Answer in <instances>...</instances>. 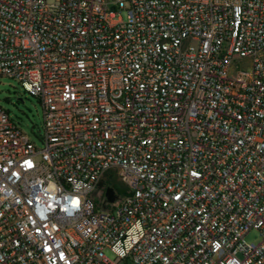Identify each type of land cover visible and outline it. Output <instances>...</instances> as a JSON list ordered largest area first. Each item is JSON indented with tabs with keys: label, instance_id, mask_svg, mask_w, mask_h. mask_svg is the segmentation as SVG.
<instances>
[{
	"label": "built area",
	"instance_id": "built-area-1",
	"mask_svg": "<svg viewBox=\"0 0 264 264\" xmlns=\"http://www.w3.org/2000/svg\"><path fill=\"white\" fill-rule=\"evenodd\" d=\"M0 76V264H264V0H0Z\"/></svg>",
	"mask_w": 264,
	"mask_h": 264
},
{
	"label": "rangeland",
	"instance_id": "rangeland-1",
	"mask_svg": "<svg viewBox=\"0 0 264 264\" xmlns=\"http://www.w3.org/2000/svg\"><path fill=\"white\" fill-rule=\"evenodd\" d=\"M0 107L6 109L23 133L41 147L43 109L38 98L26 93L17 80L0 76ZM245 240L258 244L262 236L257 230H252ZM105 253L111 259L115 257L109 250Z\"/></svg>",
	"mask_w": 264,
	"mask_h": 264
},
{
	"label": "trees",
	"instance_id": "trees-1",
	"mask_svg": "<svg viewBox=\"0 0 264 264\" xmlns=\"http://www.w3.org/2000/svg\"><path fill=\"white\" fill-rule=\"evenodd\" d=\"M102 185H108L116 188L119 186V183L116 181L115 178L107 177L102 181Z\"/></svg>",
	"mask_w": 264,
	"mask_h": 264
},
{
	"label": "water",
	"instance_id": "water-1",
	"mask_svg": "<svg viewBox=\"0 0 264 264\" xmlns=\"http://www.w3.org/2000/svg\"><path fill=\"white\" fill-rule=\"evenodd\" d=\"M106 193L111 202L116 200V196L112 187H108Z\"/></svg>",
	"mask_w": 264,
	"mask_h": 264
}]
</instances>
